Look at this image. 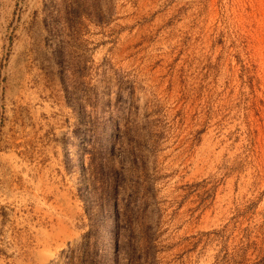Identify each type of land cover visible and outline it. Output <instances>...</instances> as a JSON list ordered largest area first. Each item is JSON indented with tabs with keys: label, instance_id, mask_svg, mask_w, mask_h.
Instances as JSON below:
<instances>
[{
	"label": "rangeland",
	"instance_id": "obj_1",
	"mask_svg": "<svg viewBox=\"0 0 264 264\" xmlns=\"http://www.w3.org/2000/svg\"><path fill=\"white\" fill-rule=\"evenodd\" d=\"M0 264H264V0H0Z\"/></svg>",
	"mask_w": 264,
	"mask_h": 264
},
{
	"label": "trees",
	"instance_id": "obj_2",
	"mask_svg": "<svg viewBox=\"0 0 264 264\" xmlns=\"http://www.w3.org/2000/svg\"><path fill=\"white\" fill-rule=\"evenodd\" d=\"M117 215H120V213H119V211H118V213H116Z\"/></svg>",
	"mask_w": 264,
	"mask_h": 264
}]
</instances>
